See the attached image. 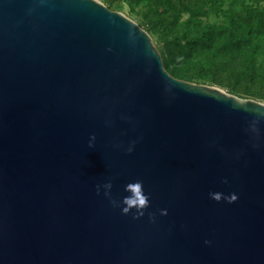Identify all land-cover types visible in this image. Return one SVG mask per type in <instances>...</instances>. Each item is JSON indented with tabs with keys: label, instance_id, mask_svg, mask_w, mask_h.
<instances>
[{
	"label": "water",
	"instance_id": "1",
	"mask_svg": "<svg viewBox=\"0 0 264 264\" xmlns=\"http://www.w3.org/2000/svg\"><path fill=\"white\" fill-rule=\"evenodd\" d=\"M0 264H264V102L171 76L102 0H0Z\"/></svg>",
	"mask_w": 264,
	"mask_h": 264
},
{
	"label": "trees",
	"instance_id": "2",
	"mask_svg": "<svg viewBox=\"0 0 264 264\" xmlns=\"http://www.w3.org/2000/svg\"><path fill=\"white\" fill-rule=\"evenodd\" d=\"M145 29L164 69L264 102V0H102Z\"/></svg>",
	"mask_w": 264,
	"mask_h": 264
},
{
	"label": "clouds",
	"instance_id": "3",
	"mask_svg": "<svg viewBox=\"0 0 264 264\" xmlns=\"http://www.w3.org/2000/svg\"><path fill=\"white\" fill-rule=\"evenodd\" d=\"M96 141V135L95 133H91L89 135V139L87 141L88 146L90 148L95 146ZM135 144V141H132L129 143L125 151L132 152L133 146ZM101 188L104 190V195L106 197H109V200L111 204L115 207H119L120 211L124 214H128L129 212H132L134 217H139L144 215V210L147 209L151 203L150 201V192H146L144 188V182L141 179H135L132 181L127 182L123 188L124 192L128 193L127 195H123L119 199L114 198L112 196V188H113V182L111 179L105 181L102 185L97 184L96 185V191L97 193H100ZM209 196L215 200H220L222 198V194L217 191H210ZM236 197L233 195L232 199L234 200ZM135 209L133 212L132 210ZM160 215H167V209H160L159 210ZM149 219L153 222L156 219V214L154 212L148 213Z\"/></svg>",
	"mask_w": 264,
	"mask_h": 264
}]
</instances>
